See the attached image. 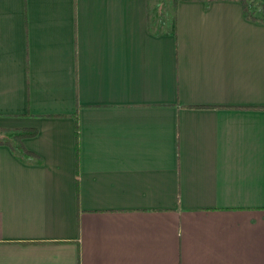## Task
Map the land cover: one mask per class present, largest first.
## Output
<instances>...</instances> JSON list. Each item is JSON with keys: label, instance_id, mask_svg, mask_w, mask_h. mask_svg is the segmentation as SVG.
Masks as SVG:
<instances>
[{"label": "crops", "instance_id": "1", "mask_svg": "<svg viewBox=\"0 0 264 264\" xmlns=\"http://www.w3.org/2000/svg\"><path fill=\"white\" fill-rule=\"evenodd\" d=\"M159 1L0 0V264H264V21Z\"/></svg>", "mask_w": 264, "mask_h": 264}, {"label": "trees", "instance_id": "2", "mask_svg": "<svg viewBox=\"0 0 264 264\" xmlns=\"http://www.w3.org/2000/svg\"><path fill=\"white\" fill-rule=\"evenodd\" d=\"M179 0H161V2L166 6L164 10L160 13L159 20H158V30L157 32H161L164 29L172 28L174 22V15L176 14L177 5ZM243 4V12L248 18L254 20H262L264 21V1L263 0H240ZM263 3V4H261ZM169 8V9H168ZM175 14H173V11ZM156 22L151 21L149 22V29L155 30L156 29ZM167 27V28H163ZM78 121H76V135L78 137ZM9 132V138L7 139H0V143L8 144L12 149L18 151L20 154H27L30 155L32 153L31 150L26 148L23 143V137L32 135L36 132L35 129L32 128H24V129H7Z\"/></svg>", "mask_w": 264, "mask_h": 264}, {"label": "rangeland", "instance_id": "3", "mask_svg": "<svg viewBox=\"0 0 264 264\" xmlns=\"http://www.w3.org/2000/svg\"><path fill=\"white\" fill-rule=\"evenodd\" d=\"M261 4H263V3H261ZM164 7L166 8V6H164V4L161 2V0L157 4H155V6H154V8L156 9L157 12H159L160 10H162V8H164ZM0 136L1 137H7V138H9V136H3V134H1V133H0Z\"/></svg>", "mask_w": 264, "mask_h": 264}]
</instances>
